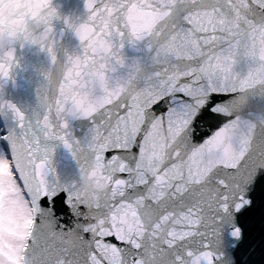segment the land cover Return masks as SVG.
Segmentation results:
<instances>
[{"label":"snow or ice","instance_id":"obj_1","mask_svg":"<svg viewBox=\"0 0 264 264\" xmlns=\"http://www.w3.org/2000/svg\"><path fill=\"white\" fill-rule=\"evenodd\" d=\"M85 7L86 22L64 21L80 49L46 75L32 114L0 103L13 114L0 135V264H233L257 222L248 264H264V0ZM26 39L56 64L54 28ZM12 70L0 66V88ZM73 119L90 122L83 140ZM58 145L77 164L70 180L53 165ZM90 173L110 193L84 190ZM57 235L70 239L50 244Z\"/></svg>","mask_w":264,"mask_h":264},{"label":"water","instance_id":"obj_2","mask_svg":"<svg viewBox=\"0 0 264 264\" xmlns=\"http://www.w3.org/2000/svg\"><path fill=\"white\" fill-rule=\"evenodd\" d=\"M86 0H53V8L56 10L58 19L54 23V31L57 34L58 42L56 45L57 62L53 64L51 57L46 50H41L39 46L24 45L16 50V60L18 67H14L11 73V79L3 83L0 88V103L13 104L20 109L26 116H30L39 105V97L37 90L48 85L46 75L51 72V79L57 80L62 74V66L66 63L67 56L72 55L80 49V42L75 35L73 29L66 24L84 23L88 19V12L85 7ZM62 34V35H61ZM67 54V55H66ZM13 124V114L6 110L0 114V134L4 135L8 127ZM73 136L78 140H83L88 134L90 122L87 120L73 119L70 121ZM133 153L138 150L133 149ZM113 153H106V157H110ZM53 165L62 178L70 180L77 172V164L71 155L63 148L62 145L56 147V155L53 158ZM121 178H126V174H119ZM18 178V174H17ZM22 183V182H20ZM83 211V209H82ZM64 219L61 221L65 225L64 231L74 227V217L70 212L62 214ZM83 222V221H81ZM243 224V220H241ZM60 230L57 229V232ZM247 237L248 229L244 227ZM86 239H91L90 234H84ZM262 230L259 222L256 223L254 230L249 234L248 241L242 247L230 249L228 251L229 258L233 264H248L250 259V251L257 250L261 244ZM70 238L67 236L57 235L48 237L50 244L61 246L65 245ZM106 241L119 243L112 237L105 238ZM252 245L249 249L248 245ZM259 260V254L253 257Z\"/></svg>","mask_w":264,"mask_h":264},{"label":"clouds","instance_id":"obj_3","mask_svg":"<svg viewBox=\"0 0 264 264\" xmlns=\"http://www.w3.org/2000/svg\"><path fill=\"white\" fill-rule=\"evenodd\" d=\"M53 0H0V66L12 69L15 61L9 53H15L22 45H29L27 37L38 31L54 28L56 18L51 15ZM81 186L94 196L103 198L110 193V184L99 179L97 173L86 176Z\"/></svg>","mask_w":264,"mask_h":264},{"label":"rangeland","instance_id":"obj_4","mask_svg":"<svg viewBox=\"0 0 264 264\" xmlns=\"http://www.w3.org/2000/svg\"><path fill=\"white\" fill-rule=\"evenodd\" d=\"M17 179H18V178H17ZM18 183H20L19 180H18Z\"/></svg>","mask_w":264,"mask_h":264}]
</instances>
